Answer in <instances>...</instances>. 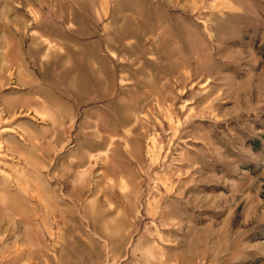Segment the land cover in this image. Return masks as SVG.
<instances>
[{
    "label": "rangeland",
    "instance_id": "obj_1",
    "mask_svg": "<svg viewBox=\"0 0 264 264\" xmlns=\"http://www.w3.org/2000/svg\"><path fill=\"white\" fill-rule=\"evenodd\" d=\"M0 264H264V0H0Z\"/></svg>",
    "mask_w": 264,
    "mask_h": 264
},
{
    "label": "bare ground",
    "instance_id": "obj_2",
    "mask_svg": "<svg viewBox=\"0 0 264 264\" xmlns=\"http://www.w3.org/2000/svg\"><path fill=\"white\" fill-rule=\"evenodd\" d=\"M2 130H3V131H8V130H10V128L6 127V128H3ZM1 155L6 156V154H1ZM77 180H80V181H77L78 183H79V182H81V183L83 182L82 185H84V182H85V178H84V177H83V178L80 177V178H78ZM75 182H76V181H75ZM78 187H79V186H78Z\"/></svg>",
    "mask_w": 264,
    "mask_h": 264
},
{
    "label": "crops",
    "instance_id": "obj_3",
    "mask_svg": "<svg viewBox=\"0 0 264 264\" xmlns=\"http://www.w3.org/2000/svg\"><path fill=\"white\" fill-rule=\"evenodd\" d=\"M38 110H39V109H36V110H34V111L38 112Z\"/></svg>",
    "mask_w": 264,
    "mask_h": 264
}]
</instances>
